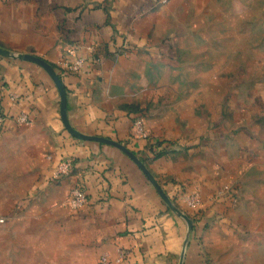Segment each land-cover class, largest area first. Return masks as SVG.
<instances>
[{
    "label": "crops",
    "instance_id": "crops-1",
    "mask_svg": "<svg viewBox=\"0 0 264 264\" xmlns=\"http://www.w3.org/2000/svg\"><path fill=\"white\" fill-rule=\"evenodd\" d=\"M161 1L0 0V48L46 61L70 126L127 148L171 203L123 150L66 129L41 66L0 55V264H181L175 209L194 223L183 264H264V0Z\"/></svg>",
    "mask_w": 264,
    "mask_h": 264
},
{
    "label": "water",
    "instance_id": "water-1",
    "mask_svg": "<svg viewBox=\"0 0 264 264\" xmlns=\"http://www.w3.org/2000/svg\"><path fill=\"white\" fill-rule=\"evenodd\" d=\"M0 55L3 57H7V58H13V59H17V60H24V61H30L33 62L39 66H41L53 79V81L55 82L59 92H60V96H61V115H62V119L63 122L66 126V129L76 138L80 139V140H86V141H98V142H104L107 144H111L114 145L118 148H120L121 150H123L125 153H127L132 159H134L140 166V168L145 172V174L149 177V179L151 180V182L156 186V188L158 189L160 195L162 196V198L168 202L169 204L170 201L168 200L167 196L164 194V192L162 191L161 187L159 186V184L153 179V177L151 176L150 172L146 169V167L139 162V160L136 158L135 155H133L127 148H125L123 145L108 140V139H104V138H98V137H89V136H85L82 135L80 133H78L77 131H75L69 124L68 119H67V93H66V89L63 85V82L60 78V76L54 71V69L43 59L33 56V55H29V54H14L11 51L8 50H4L2 48H0ZM175 212H177L188 224V228H189V234L188 237L185 241L184 244V251L182 254V259H181V264H183L184 262V257H185V249L188 245L189 242V236L191 235V233L193 232L194 229V223L193 221L184 213L179 212L177 209H175Z\"/></svg>",
    "mask_w": 264,
    "mask_h": 264
},
{
    "label": "built area",
    "instance_id": "built-area-1",
    "mask_svg": "<svg viewBox=\"0 0 264 264\" xmlns=\"http://www.w3.org/2000/svg\"><path fill=\"white\" fill-rule=\"evenodd\" d=\"M169 0H162L161 3L166 4ZM67 57L71 58L73 62L67 63V68L71 73L74 74H81L84 72L85 61L83 58H80L77 54V49L75 47L70 48L67 53ZM11 99L15 102L18 100V97L14 94L11 95ZM19 124H29V119L25 116H19L17 119ZM71 172V162L65 161L62 162L56 172L54 173V180H58L61 176L67 175ZM185 203L193 209H197L199 206V197L198 195H194L192 197L186 198ZM87 204V196L83 189L77 188L75 189L69 198V206L73 210H81ZM120 260H124L127 257V252L125 250L120 251ZM99 264H110L109 259L106 255L102 256Z\"/></svg>",
    "mask_w": 264,
    "mask_h": 264
},
{
    "label": "rangeland",
    "instance_id": "rangeland-1",
    "mask_svg": "<svg viewBox=\"0 0 264 264\" xmlns=\"http://www.w3.org/2000/svg\"><path fill=\"white\" fill-rule=\"evenodd\" d=\"M3 220H0V223L2 222Z\"/></svg>",
    "mask_w": 264,
    "mask_h": 264
}]
</instances>
